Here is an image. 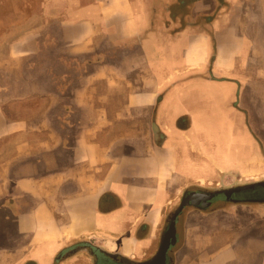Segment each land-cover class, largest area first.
I'll return each instance as SVG.
<instances>
[{"label": "crops", "instance_id": "0c3cea01", "mask_svg": "<svg viewBox=\"0 0 264 264\" xmlns=\"http://www.w3.org/2000/svg\"><path fill=\"white\" fill-rule=\"evenodd\" d=\"M226 27L242 31L219 53ZM259 105L264 0H0V264H56L82 240L151 254L192 184L255 168ZM263 217L186 211L180 242L209 246L189 264H234Z\"/></svg>", "mask_w": 264, "mask_h": 264}, {"label": "rangeland", "instance_id": "374dc122", "mask_svg": "<svg viewBox=\"0 0 264 264\" xmlns=\"http://www.w3.org/2000/svg\"><path fill=\"white\" fill-rule=\"evenodd\" d=\"M225 10L220 9V11H222L221 13L226 12ZM12 13L13 11L9 12L6 10L5 12H3V15L7 16ZM255 17H260V15H255ZM225 22H226V19L224 18L223 23ZM237 29L238 27H236V31L234 30L231 31L230 28L226 27L224 28V30L221 31V33H219L218 31L219 35L217 33L218 37L217 36L216 37H217V41L219 44V47H218L219 53L220 51H224L227 49V47H229L230 40L232 36H234L235 33H237L235 35H238V32L242 31V27H239L238 31ZM236 43L237 42L232 43L233 48L238 47L235 45ZM245 46L246 44L243 45V48H245ZM203 89L207 91L208 95H211L213 97L216 96L217 94L221 95V91H220L221 89L216 88L215 86H205L203 87ZM260 101H261V98L259 97L256 100V102L259 103ZM261 106L262 105H259L258 108L261 109V112H264V107L262 108ZM209 107H212V106H209ZM259 117L261 118V120L263 119L261 121L259 118V122H261L260 124L262 123L264 124V114L261 113ZM257 140L260 143L262 154L260 153L257 154L255 168H249V169L244 168L240 170L225 171L219 174L217 177H208L207 183H204L202 185L194 183L189 187V189H205V190L228 189L230 187H234L239 184L264 181V137H261V138L259 137ZM168 218L169 216L167 217V219ZM197 231H200V229ZM207 231H209V229L205 228L203 233H206ZM202 236H206V235H203L201 233L193 234L189 236L191 237V239H189L188 241H185L184 240L185 232L182 231L181 242L176 247V254H174V257L175 259L181 258L183 259V261H174V264H185V263L189 264L193 262V260H200V257L202 255H205L206 246L209 247L205 243L206 242L205 237L202 238ZM252 236H254V238H252ZM231 239H233V237H231ZM250 239L252 243L251 241L249 242ZM262 242H264V217L261 218L255 225H252L250 229L243 231V233L239 232V236L236 235L235 240L231 242L232 248L230 250V253L228 254V257H225L224 259H226V261H234L235 262L234 264H248L250 262L252 264H264V244H262ZM186 260H189V261H186ZM71 262L72 261H64V264H70ZM74 263L75 264H92L91 261L90 262L89 261H75Z\"/></svg>", "mask_w": 264, "mask_h": 264}, {"label": "flooded vegetation", "instance_id": "af4514ba", "mask_svg": "<svg viewBox=\"0 0 264 264\" xmlns=\"http://www.w3.org/2000/svg\"><path fill=\"white\" fill-rule=\"evenodd\" d=\"M260 184H263L264 186V181L239 184L228 189L186 190L180 201L176 204V207L172 211L171 215H168L169 218H166L164 227L158 237L157 248L151 254H145L142 258H127L122 256L119 252L111 253L99 246L93 245L87 240H82L65 247L59 254H57L54 261L56 264L72 260L91 261L92 264H144L148 261H154L165 241L170 242V247L168 248L166 255L167 264H174V261H177L178 259L183 261L181 258L175 259L174 257L176 247L180 243L179 229L183 214L189 210L209 212L220 209L223 211L227 207L234 208L254 204H264V187ZM257 192H261V198H259V195L257 196ZM235 196L238 198L235 201L231 200L234 199ZM210 198L211 200H208ZM185 200L188 201L189 204L184 207L183 211L177 218L176 236L167 238L166 234L169 224Z\"/></svg>", "mask_w": 264, "mask_h": 264}, {"label": "water", "instance_id": "95a60500", "mask_svg": "<svg viewBox=\"0 0 264 264\" xmlns=\"http://www.w3.org/2000/svg\"><path fill=\"white\" fill-rule=\"evenodd\" d=\"M263 186V184H260ZM259 195V198L262 197L261 195V192H257V196ZM200 196V195H199ZM238 197L235 196L234 199H231V200H236ZM194 200V199H193ZM208 200H211L208 199ZM195 201V200H194ZM189 202L188 201H184L181 206L179 207L178 211L176 212L175 216L173 217V219L171 220L170 224H169V227H168V231H167V238H172L174 236H176V223H177V218L178 216L181 214V212L183 211L184 207L186 205H188ZM170 247V242H164L163 245L161 246V249L159 251V254L158 256L154 259V261H148L147 263H144V264H167V261H166V255H167V251H168V248Z\"/></svg>", "mask_w": 264, "mask_h": 264}]
</instances>
